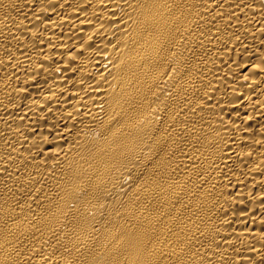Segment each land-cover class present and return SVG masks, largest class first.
<instances>
[{"label":"bare ground","instance_id":"1","mask_svg":"<svg viewBox=\"0 0 264 264\" xmlns=\"http://www.w3.org/2000/svg\"><path fill=\"white\" fill-rule=\"evenodd\" d=\"M0 264H264V0H0Z\"/></svg>","mask_w":264,"mask_h":264}]
</instances>
